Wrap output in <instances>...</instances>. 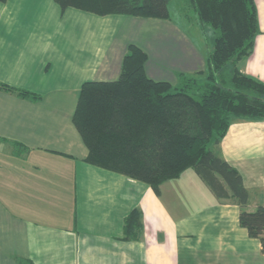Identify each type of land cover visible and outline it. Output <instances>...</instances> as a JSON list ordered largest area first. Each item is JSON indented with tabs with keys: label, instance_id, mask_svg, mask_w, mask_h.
Returning a JSON list of instances; mask_svg holds the SVG:
<instances>
[{
	"label": "crops",
	"instance_id": "0c3cea01",
	"mask_svg": "<svg viewBox=\"0 0 264 264\" xmlns=\"http://www.w3.org/2000/svg\"><path fill=\"white\" fill-rule=\"evenodd\" d=\"M254 2L259 32L238 67L264 83V0ZM193 23L203 29L196 15ZM197 41L171 16L0 2V83L28 93L0 89V264H264L259 241L239 226L234 198H216L191 169L156 196L146 184L93 167L72 121L81 85L116 80L129 45L146 53L145 66L152 46L167 74L148 76L144 66L145 74L175 86L180 75L206 69L211 51ZM216 153L241 175L245 210L264 206V120L232 121ZM133 209L143 231L125 241L123 221Z\"/></svg>",
	"mask_w": 264,
	"mask_h": 264
},
{
	"label": "trees",
	"instance_id": "16d2710c",
	"mask_svg": "<svg viewBox=\"0 0 264 264\" xmlns=\"http://www.w3.org/2000/svg\"><path fill=\"white\" fill-rule=\"evenodd\" d=\"M6 0H0L5 2ZM216 37L205 71L180 75L178 85L147 77L146 53L129 45L119 77L86 81L79 91L73 124L87 148L86 162L149 186H160L193 170L218 199L232 197L239 226L264 253V206L245 210L248 193L238 171L216 153L232 121L264 120V83L240 72L259 32L254 0H180ZM97 16L168 19L172 0H55ZM198 75H203L199 79ZM0 89L16 91L0 83ZM141 211L124 218L122 240L140 239Z\"/></svg>",
	"mask_w": 264,
	"mask_h": 264
},
{
	"label": "rangeland",
	"instance_id": "374dc122",
	"mask_svg": "<svg viewBox=\"0 0 264 264\" xmlns=\"http://www.w3.org/2000/svg\"><path fill=\"white\" fill-rule=\"evenodd\" d=\"M183 3L180 0H173L171 5H170V16L173 22H175L180 28L181 31L185 34L186 38L189 41L199 40V48L200 45H202V50L205 51L206 53L208 51L212 50V46L214 43V39L217 34H215V31L212 30L211 28H203V29H197L196 26L193 23V18L195 17V14L193 11L190 9H185L183 8ZM183 17H187L189 21L187 20L184 22ZM144 33V30L142 34ZM158 37L161 38L159 32H158ZM187 41V40H186ZM148 50H151V55L148 61V64H146V74L148 76H157L158 78H161L162 76H166L165 72V66L161 62L157 60V56L155 55V52L152 51V46L148 47ZM193 57V56H192ZM193 61V60H191ZM186 62H189V60L186 58ZM206 70V69H205ZM164 74V75H163ZM195 76V75H191ZM198 78L201 80L203 79L202 77L198 76ZM95 167V166H93ZM189 173L193 172L191 170H188ZM194 175V174H193Z\"/></svg>",
	"mask_w": 264,
	"mask_h": 264
}]
</instances>
